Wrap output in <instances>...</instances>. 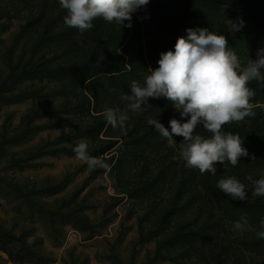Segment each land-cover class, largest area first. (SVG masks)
I'll return each instance as SVG.
<instances>
[{"label":"rangeland","instance_id":"obj_1","mask_svg":"<svg viewBox=\"0 0 264 264\" xmlns=\"http://www.w3.org/2000/svg\"><path fill=\"white\" fill-rule=\"evenodd\" d=\"M223 6L264 23V0H150L130 28L98 18L80 33L58 0H0V264H264V197L233 200L216 187L264 177V83L248 84L254 115L222 128L244 137L255 159L217 162L215 176L185 167L183 138L147 124L179 119L165 98L129 111L123 130L103 116L127 107L131 82L143 84L187 28L224 35L242 66L255 60L264 45L229 32L227 15L213 11ZM81 141L107 167L77 159ZM242 217L243 235L232 228Z\"/></svg>","mask_w":264,"mask_h":264},{"label":"clouds","instance_id":"obj_2","mask_svg":"<svg viewBox=\"0 0 264 264\" xmlns=\"http://www.w3.org/2000/svg\"><path fill=\"white\" fill-rule=\"evenodd\" d=\"M67 11L64 23L76 28L80 33L91 30L94 20L100 18L121 27H132L133 14L146 7L150 0H58ZM127 21V23H125ZM226 29L235 33L244 26L238 22L226 20ZM186 36L177 38L173 49L160 53L158 67L149 68L143 84L132 81L130 93L122 97L127 102L124 110L106 108L103 116L113 128L125 129L129 119L128 112L142 113L149 105V98H165L179 114V119L169 120L165 127L158 119H148L147 124L168 141L174 137L183 138L184 144L176 157L184 161L187 168L198 169L215 176L216 163L228 162L235 167L243 158L255 159L244 147V137L222 128L232 122H241L253 116L250 99L255 95L248 87L251 81L264 83V48H259L256 59L246 66L241 65L238 54L229 46L222 34L208 28H187ZM142 105H144L142 107ZM198 127L211 133L210 138L194 134ZM75 157L87 163L89 167H107L88 152V144L81 141L73 147ZM249 184L229 176L218 180L216 187L233 200L248 201L251 198L264 197V177L247 178ZM250 185V186H249ZM233 231L243 235L248 229L245 217L232 225ZM257 239H264V219L260 221Z\"/></svg>","mask_w":264,"mask_h":264},{"label":"trees","instance_id":"obj_3","mask_svg":"<svg viewBox=\"0 0 264 264\" xmlns=\"http://www.w3.org/2000/svg\"><path fill=\"white\" fill-rule=\"evenodd\" d=\"M213 11H216L214 13L220 14V12H221L223 15H227L229 20H233V21L238 22L239 20L242 19L244 21V26L241 28V30L246 31V32H250V34H252L255 37L256 43L264 45V23L262 21H260L259 19H257V16L255 14H253L252 12H250L248 10H245L244 8L242 9L241 7H238V6H226V7L223 6L221 9H220V7L217 9L214 8ZM234 47L240 48V46H234ZM237 51L240 52L242 57L243 56L246 57V54L244 53V51H242V49H239ZM71 69H74V68H71ZM60 71L61 72H68L70 70L69 69H61ZM188 230L189 229H187V231ZM198 231H205V228L202 227V228L198 229ZM188 235L189 236H195L196 233L192 232ZM257 245H259V246L263 245L264 246V243H262V244L258 243ZM240 257H243V254H241ZM242 262H244V257H243V259L241 258V263Z\"/></svg>","mask_w":264,"mask_h":264}]
</instances>
